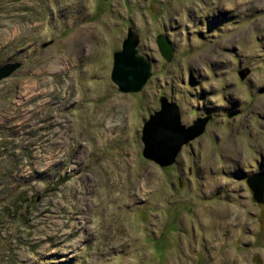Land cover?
Returning a JSON list of instances; mask_svg holds the SVG:
<instances>
[{
	"label": "rangeland",
	"instance_id": "rangeland-1",
	"mask_svg": "<svg viewBox=\"0 0 264 264\" xmlns=\"http://www.w3.org/2000/svg\"><path fill=\"white\" fill-rule=\"evenodd\" d=\"M151 76L112 80L128 32ZM173 47L166 58L158 45ZM0 264H264V0H0ZM204 131L143 155L161 100Z\"/></svg>",
	"mask_w": 264,
	"mask_h": 264
},
{
	"label": "water",
	"instance_id": "water-1",
	"mask_svg": "<svg viewBox=\"0 0 264 264\" xmlns=\"http://www.w3.org/2000/svg\"><path fill=\"white\" fill-rule=\"evenodd\" d=\"M139 36L130 29L123 41L122 48L113 54L114 62L111 77L120 91H140L151 76L152 63L138 50ZM158 45L166 58L173 56V47L163 36L158 38ZM21 63H6L0 66V79L12 74ZM206 119H199L186 127L181 123V114L176 103L167 98L161 100V108L145 121L142 139L143 155L162 166L172 164L182 145L201 134L206 126ZM254 188L255 196L263 198L264 174L259 173L248 178Z\"/></svg>",
	"mask_w": 264,
	"mask_h": 264
}]
</instances>
